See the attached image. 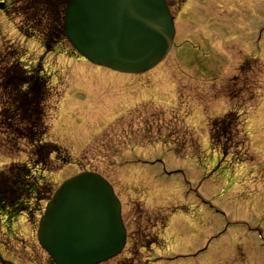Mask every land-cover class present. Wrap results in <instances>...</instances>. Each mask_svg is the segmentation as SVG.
<instances>
[{
    "label": "rangeland",
    "instance_id": "374dc122",
    "mask_svg": "<svg viewBox=\"0 0 264 264\" xmlns=\"http://www.w3.org/2000/svg\"><path fill=\"white\" fill-rule=\"evenodd\" d=\"M167 1L172 49L130 76L75 55L60 33L65 0L49 21L54 52L28 34L23 1L0 0V57L39 69L49 95L44 141L62 149L44 179L36 175L29 217L5 219L6 233L0 217V264H50L36 241L39 218L60 184L83 172L105 179L122 204L128 241L104 264H264V0ZM228 111L241 114L245 143L222 157L207 123ZM27 151L0 152V171L28 164ZM236 153L248 155L236 165Z\"/></svg>",
    "mask_w": 264,
    "mask_h": 264
},
{
    "label": "water",
    "instance_id": "95a60500",
    "mask_svg": "<svg viewBox=\"0 0 264 264\" xmlns=\"http://www.w3.org/2000/svg\"><path fill=\"white\" fill-rule=\"evenodd\" d=\"M64 30L91 63L122 73L150 70L173 39L164 0H70ZM37 239L55 264H100L118 255L125 238L110 186L91 173L64 182L46 205Z\"/></svg>",
    "mask_w": 264,
    "mask_h": 264
},
{
    "label": "trees",
    "instance_id": "16d2710c",
    "mask_svg": "<svg viewBox=\"0 0 264 264\" xmlns=\"http://www.w3.org/2000/svg\"><path fill=\"white\" fill-rule=\"evenodd\" d=\"M29 8L30 15L25 22L33 29L40 26V37L43 47L54 50L56 34L49 29V21L53 26L55 8L63 0H38L41 4H33L34 0H21ZM68 0H65V5ZM54 3V5H53ZM28 12V11H26ZM26 12H20L26 15ZM51 18H50V17ZM51 19V20H50ZM43 22L47 23V27ZM61 38L63 31L61 29ZM52 50V51H53ZM12 56V55H10ZM3 59V60H2ZM47 83L35 68L30 72L20 69L12 58L0 57V152L14 155L16 152L32 150L29 153V163L32 168L45 170L49 166V158L61 152V149L44 141L47 133L45 125V105L48 101ZM239 115L229 112L223 117L209 122V140L213 149H217L223 156L233 147L241 151L245 140H237ZM242 136V135H241ZM235 139V143H233ZM231 146V147H230ZM237 156V153L234 155ZM245 155L232 157L241 162ZM31 169L24 164H11L0 171V212L16 215L26 213V204L34 195L40 193V185L32 176Z\"/></svg>",
    "mask_w": 264,
    "mask_h": 264
},
{
    "label": "bare ground",
    "instance_id": "6f19581e",
    "mask_svg": "<svg viewBox=\"0 0 264 264\" xmlns=\"http://www.w3.org/2000/svg\"><path fill=\"white\" fill-rule=\"evenodd\" d=\"M98 78H99V77H98ZM115 79L124 80L125 78H124V77H118V76H116Z\"/></svg>",
    "mask_w": 264,
    "mask_h": 264
},
{
    "label": "flooded vegetation",
    "instance_id": "af4514ba",
    "mask_svg": "<svg viewBox=\"0 0 264 264\" xmlns=\"http://www.w3.org/2000/svg\"><path fill=\"white\" fill-rule=\"evenodd\" d=\"M176 16H177V15H176ZM178 16H179V15H178ZM173 18H174V20H175L174 22L176 23V19H175V16H174V14H173Z\"/></svg>",
    "mask_w": 264,
    "mask_h": 264
}]
</instances>
